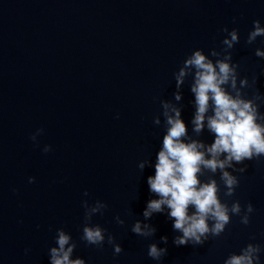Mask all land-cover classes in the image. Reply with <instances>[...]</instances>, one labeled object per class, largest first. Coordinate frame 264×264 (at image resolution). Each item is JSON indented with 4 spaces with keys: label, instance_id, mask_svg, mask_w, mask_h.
Here are the masks:
<instances>
[{
    "label": "water",
    "instance_id": "water-1",
    "mask_svg": "<svg viewBox=\"0 0 264 264\" xmlns=\"http://www.w3.org/2000/svg\"><path fill=\"white\" fill-rule=\"evenodd\" d=\"M254 20L264 26V0H0V264H50L58 228L71 234L73 258L86 264H224L248 243L264 247V157L233 173L240 182L232 197L215 176L222 201L253 205L248 225L232 215L225 232L203 246H176L180 233L166 214L143 217L156 198L147 178L155 174L166 131L160 100L183 106L194 136L191 77L182 100L173 97L174 73L186 57L196 49L220 51L227 35L221 29L236 28L233 62L240 78H257L245 91L264 95V58L255 55L256 48L264 50V36L246 44ZM38 129L43 132L34 142ZM198 139L214 137L205 129ZM45 145L52 150L44 153ZM143 160L153 166L141 172ZM85 200L108 205L91 223L114 236L120 254L106 241L98 249L80 239ZM136 220L152 224L155 235L134 234ZM154 242L167 248L160 261L147 255Z\"/></svg>",
    "mask_w": 264,
    "mask_h": 264
},
{
    "label": "clouds",
    "instance_id": "clouds-1",
    "mask_svg": "<svg viewBox=\"0 0 264 264\" xmlns=\"http://www.w3.org/2000/svg\"><path fill=\"white\" fill-rule=\"evenodd\" d=\"M221 31L227 35L220 51L212 49L205 54L203 49H196L174 73L176 91L173 97L176 102L182 100L185 81L192 78L190 91L194 96L195 111L190 123L194 136L189 135L182 119L183 106L172 100H160L166 131L156 155L155 174L147 178L149 192L156 198L147 202L143 217L144 221H149L154 214H166L173 221V230L180 233L173 238L176 246H203L210 237H219L225 232L232 215L240 216V223L248 225L254 212L251 203L242 209L238 200L231 206L222 201L221 185L215 178L219 173L224 196L232 197L240 182L233 173L245 172L248 167L245 161L264 157V113L260 111L264 95L256 90L249 97L245 90L254 88L257 78L253 76L251 82L247 77L240 78L239 64L233 62L230 50L239 43L238 29L224 27ZM261 36H264V26L254 20L246 44L255 43ZM255 55L264 58V50L256 48ZM153 122L159 126L160 115L155 116ZM205 129L214 137L211 143L198 139ZM42 132L43 129H38L31 139L35 142ZM51 150V145L43 148L44 153ZM146 166H153L152 161L143 160L138 164L141 172ZM202 176H207V180H201ZM28 182L34 183L35 177H29ZM82 206L85 223L80 239L98 249H102L106 241L113 247L114 255L120 254L123 249L114 236L99 224L91 223L92 217L103 214L108 205L100 200L89 205L85 200ZM115 220L119 225L125 224L119 215ZM131 231L147 239L157 230L150 223L136 220ZM167 242V236L160 238V243L167 245ZM55 244L49 249L50 264H86L83 258H73L77 242L63 228L56 229ZM262 252L264 247L260 244L248 243L239 254L230 253L224 264H260ZM147 255L160 261L167 255V248L151 243Z\"/></svg>",
    "mask_w": 264,
    "mask_h": 264
}]
</instances>
